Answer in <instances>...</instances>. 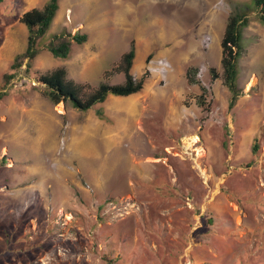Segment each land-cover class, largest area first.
Returning a JSON list of instances; mask_svg holds the SVG:
<instances>
[{"label":"rangeland","instance_id":"obj_1","mask_svg":"<svg viewBox=\"0 0 264 264\" xmlns=\"http://www.w3.org/2000/svg\"><path fill=\"white\" fill-rule=\"evenodd\" d=\"M46 2L0 3V89L26 47L20 16ZM250 2L58 0L34 71L64 68L68 80L95 88L134 40L131 73L146 79L139 93L86 112L53 105L24 78L5 88L0 264H264V23L255 10L232 110L209 74L221 73L229 15ZM77 33L87 41L67 60L43 49L53 35ZM188 67L207 89L208 112L185 81Z\"/></svg>","mask_w":264,"mask_h":264},{"label":"trees","instance_id":"obj_2","mask_svg":"<svg viewBox=\"0 0 264 264\" xmlns=\"http://www.w3.org/2000/svg\"><path fill=\"white\" fill-rule=\"evenodd\" d=\"M4 0H0V3ZM58 0H47L41 8H32L24 12L19 23L24 25L27 30V43L25 50L17 54L8 69L2 77L3 86L0 89V100L5 96V88L18 80L24 78L36 83L43 88V95L53 104L60 102H68L70 105L81 112H86L96 105L103 104L109 96L129 97L139 93L143 89L146 74H143L138 80L132 75L131 70L136 57L135 42L131 40L128 50L123 53L119 61L109 70L103 73V81L95 88L88 84H77L66 77L64 68H56L53 71L39 73L33 70V61L39 54L38 41L46 35L54 17L58 11ZM256 13L254 17L260 23H264V0H251L248 5H240L233 9L228 17L224 28L223 36L220 41L221 60L220 70L218 74L214 68L209 69L211 80H222L223 85L227 88L230 99L228 109L232 110L235 106L237 97L240 94L237 78L239 74L238 60L241 56L242 34L243 30L250 23V13ZM87 41L86 34H75L73 36L59 34L53 35L43 49L56 60H67L70 57L73 44L77 46L83 45ZM151 59L148 55L145 59L147 64ZM197 69L188 67L185 71V81L188 85H196L200 90L197 103L202 110L205 109L204 96L207 89L196 80ZM122 75L123 82L119 84H110L109 79L113 76ZM98 118L106 120L107 117L102 111L97 113ZM257 144L251 145V153L255 155L257 152ZM110 262V261H109Z\"/></svg>","mask_w":264,"mask_h":264},{"label":"crops","instance_id":"obj_3","mask_svg":"<svg viewBox=\"0 0 264 264\" xmlns=\"http://www.w3.org/2000/svg\"><path fill=\"white\" fill-rule=\"evenodd\" d=\"M133 67V66H132Z\"/></svg>","mask_w":264,"mask_h":264}]
</instances>
